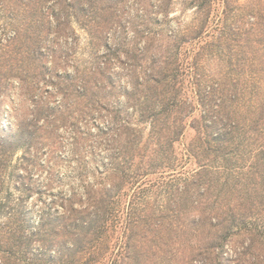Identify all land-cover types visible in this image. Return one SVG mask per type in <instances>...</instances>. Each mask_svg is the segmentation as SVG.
I'll use <instances>...</instances> for the list:
<instances>
[{"label":"rangeland","instance_id":"1","mask_svg":"<svg viewBox=\"0 0 264 264\" xmlns=\"http://www.w3.org/2000/svg\"><path fill=\"white\" fill-rule=\"evenodd\" d=\"M74 1H81L87 7L80 10L67 6ZM36 7L39 9L35 10ZM256 12L264 15V0H0V134L4 130H17L21 123L35 131L36 121H44L38 115V108L43 105L48 108L49 104V111L53 112L49 118L53 123L47 129L48 138L28 143L32 134L17 135L15 150L6 168L1 170L0 201L13 206L19 196L25 197L24 209L29 224L35 227L43 211L63 210L69 197H80L87 190L89 179L98 183L107 180L105 178L111 176L107 167L113 162L112 155H118V149L126 150L119 148V142L108 132L109 127L120 123V117L130 118L146 146L153 140L151 121L145 122L141 116L159 109L155 102H145L147 92L149 96L145 87H140L145 91L143 95L129 99L126 94L135 92V78L142 80L147 71L165 66L167 56L175 57V44L179 39L191 37L194 31L210 35V41L214 36L216 46H208L204 53L208 55L205 57L207 66L215 68L220 62L217 60L220 51L240 50L242 42L236 34L245 19ZM112 13L117 14L116 18ZM59 15L62 19H57ZM103 18L106 23L108 20V25L102 24L101 29L97 24ZM61 20L64 24L60 26ZM48 22L52 26L50 30ZM36 27L39 29L34 32ZM260 39L261 43L256 44V69L262 86L261 101L264 100V37ZM121 43V58L115 57L111 52ZM193 47L196 50L191 58L199 49L197 45ZM40 52L42 56H38ZM221 63L224 66L226 61ZM213 71L219 69L208 68L206 74ZM109 75L115 80V87L109 85ZM97 80L107 88L98 91ZM97 91L108 94L104 108L103 100L93 96L99 94ZM115 107L122 110L116 118ZM188 110L192 108L185 107V111ZM201 113V106L197 105L176 143L175 154L170 157L172 165L179 164L175 170L151 177L156 184L147 190L149 192L143 190L145 178L136 182L133 179V183L124 187V195L116 196L115 225L109 237L111 247H107L106 256L102 250L99 253L104 257L103 264L113 261L126 264L130 224L133 223L129 220L145 216L144 204L152 205L153 210L146 214L153 216V222L162 215L173 216L161 213L158 207L166 200L167 191H175L184 179L192 178L199 170L188 148L197 137L191 123L201 126ZM254 148H258L257 143L251 137L246 138L243 153ZM138 153L134 152L135 156ZM135 156L132 160L137 161ZM114 162L119 164L121 158ZM243 172L247 174L246 170ZM260 203L264 204L261 201L254 205ZM2 210L5 207L0 210V236L7 237L8 208ZM255 212L251 220L256 222L253 225H258L257 231H234L220 254L222 259H209L204 251L209 226L194 229L191 223L179 227L155 226L151 228L152 233L141 222L133 223L134 227L138 225L137 234L132 233L134 243L154 241L162 245L164 241L169 244L166 253L154 246L152 252L137 256H146L143 264H264V210ZM258 232L260 239L254 236ZM253 238L251 254L247 246ZM7 246L0 238V256ZM131 264L140 263L132 260Z\"/></svg>","mask_w":264,"mask_h":264},{"label":"trees","instance_id":"2","mask_svg":"<svg viewBox=\"0 0 264 264\" xmlns=\"http://www.w3.org/2000/svg\"><path fill=\"white\" fill-rule=\"evenodd\" d=\"M67 6L80 10L87 7L81 1L68 3ZM111 8L109 5L110 10ZM38 9L36 7L35 10ZM256 13L245 19L239 34H236L242 42L240 50L227 53L220 51L217 59L220 62H217L215 68L207 66L205 57L208 55L204 53L208 46H216L214 36L213 41H210V35L194 31L191 37L179 39L175 44V57L172 54L171 57L167 56L169 62L165 61V66L160 65L157 70L147 71L142 80L135 78L137 89L126 94L129 99L138 94L143 95L145 91L140 87H145L149 91V96L148 92L144 96L145 102H155L159 109L156 113L141 116L145 122L151 121L153 140L146 146L136 128H133L130 118L120 117V123L109 127L108 132L113 134L115 142H119V148L126 150L120 152L118 149V155H112L113 162L107 163V169L111 172V176L105 178L107 180L98 183L89 179L88 188L80 197H69L63 204V210L43 211L35 227L29 224L28 213L24 209L25 197L19 196L13 206L0 201V210L5 207L2 211H6L8 208L6 213L10 221L5 223L8 236H0L1 242L8 245L2 250L0 264H103L101 259L104 257L99 253L102 250V254L106 256L107 247H111L109 237L115 225L116 196H123L124 187L133 183V179L136 182L145 178L146 186L143 190L149 192L147 190L156 184L151 177L155 174H168L169 170L178 167L179 164H171L173 162L170 157L175 154L176 143L184 134L187 120L197 105L201 106L203 122L201 126L191 123L197 131V137L189 144L188 150L199 164V170L192 178L184 179L175 191H167L166 200L158 207L161 213H171L173 216L162 215L153 222V216L146 214L153 210L152 205L146 203L143 206L145 216L131 217L129 222H141L149 228V233H152V227L162 225L179 227L181 224L191 223L194 229L209 226L206 236L208 242L204 247L209 259L224 258L220 254L234 236V231H257L258 225H253L256 222H252L251 216L255 211L264 210V204L254 205L264 202V145L261 146L264 139V100L260 101L262 86L256 69V44L261 43V36L264 37V15ZM112 14L116 18L117 14ZM60 18V15L57 16V19ZM104 20L99 19L97 24L101 29L102 24L108 25V20L107 23ZM62 24L64 20H61L60 26ZM51 27L48 22L47 29L50 30ZM37 29L39 28H34V32ZM221 38L218 37V40ZM193 45L199 46V49L191 58L192 52L196 50ZM117 46L111 53L121 58L122 43ZM38 56H42V53H38ZM222 60L226 61L224 66ZM208 68L219 71L207 75ZM100 73L103 74V71ZM109 79V85L113 84L115 87L116 82L112 80V76L109 75ZM100 83L101 80L95 82L98 91L107 88ZM101 93L93 96L101 102L103 100L104 108L108 94ZM185 107L192 110L185 111ZM49 108V104L48 108L44 105L38 108V115L44 121H36L35 131L29 125L21 123L17 130H4L0 134V185L1 170L6 168L15 150L18 134H32L34 138L28 143L33 140L38 143L40 138H48L47 129L53 123L49 120L53 114ZM113 112L117 113L116 118L122 110L115 107ZM248 137L257 143L258 148L245 154L242 145ZM136 151L139 153L135 156ZM124 154L127 160L124 159ZM134 156L137 161L132 160ZM119 158L121 162L116 164L114 160ZM122 164L126 165L121 166ZM255 208L257 209L253 210ZM132 224L127 242V258L124 260L126 264H131L132 260L143 264L146 256L139 258L138 253L152 252L154 246L166 253L165 248L169 244L164 241L162 245L154 244V241L134 243L133 234H137L138 225L134 227ZM254 236L258 239L261 237L259 232ZM253 243L254 238L247 246L251 254L254 252ZM114 263L113 261L112 264ZM116 264L123 263L120 261Z\"/></svg>","mask_w":264,"mask_h":264}]
</instances>
